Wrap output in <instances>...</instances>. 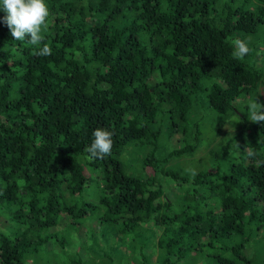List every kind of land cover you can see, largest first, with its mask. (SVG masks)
<instances>
[{
    "label": "trees",
    "instance_id": "trees-1",
    "mask_svg": "<svg viewBox=\"0 0 264 264\" xmlns=\"http://www.w3.org/2000/svg\"><path fill=\"white\" fill-rule=\"evenodd\" d=\"M46 3L49 56L0 22V264H59V213L115 227L127 257L147 225L159 264H264V124L246 107L264 104V0ZM98 127L112 152L89 160Z\"/></svg>",
    "mask_w": 264,
    "mask_h": 264
},
{
    "label": "rangeland",
    "instance_id": "rangeland-1",
    "mask_svg": "<svg viewBox=\"0 0 264 264\" xmlns=\"http://www.w3.org/2000/svg\"><path fill=\"white\" fill-rule=\"evenodd\" d=\"M238 99H236L237 101ZM175 136L173 134L171 136L166 137V141H161L163 137L160 139V143H165V145H177L178 142L176 141ZM126 149V156L131 157V150H136L133 145H128L125 147ZM127 163V162H126ZM131 169L127 170V173L130 172ZM151 169L149 167L141 168L140 172L138 168L135 170V174L141 175L143 173L149 174ZM88 188L95 190L96 186L94 183H89ZM60 213L58 216L57 224L55 225L54 230V238L52 240L55 247L58 250H53L55 254V260L59 262V264H72L73 260L79 261L80 263L84 264V260L92 261L89 264H130L133 263V256H136L138 259L145 257V264H159L156 261L155 255L153 256V251H156L155 241L160 233V228H150L147 225L143 226L149 228L150 230H146L142 233L143 235L140 238V241L136 240L134 242L135 245V252L130 254V257H127L128 250L125 248L121 242L116 240L117 232L116 228L112 226H102L96 232L92 233L90 228L86 227V232L84 231L85 227L79 226L81 223H78L77 220L72 218L70 215L66 214V220L60 217ZM62 220V221H61ZM60 222V225L58 223ZM87 235H92L93 244L89 245L91 239L88 238ZM63 237V242L66 244H60L59 239ZM107 240V244L104 241ZM153 248V250L151 249ZM93 257L92 259L90 257ZM100 258L102 263L99 262ZM54 264L51 261V258H48L47 263ZM46 263V264H47ZM199 259L195 262V264H202Z\"/></svg>",
    "mask_w": 264,
    "mask_h": 264
},
{
    "label": "clouds",
    "instance_id": "clouds-1",
    "mask_svg": "<svg viewBox=\"0 0 264 264\" xmlns=\"http://www.w3.org/2000/svg\"><path fill=\"white\" fill-rule=\"evenodd\" d=\"M0 12L4 13L3 17H0V22L6 25L13 40L32 45L34 49H38L35 51L36 55H51L50 46L43 43V33L48 29L51 15L46 0H0ZM231 43L233 45L232 56L235 59L243 60L251 52L249 42L245 39L237 38ZM246 107L250 114L248 120L252 123L264 124V104L258 102L257 96L253 97ZM232 131L233 129H231V133ZM92 135V143L85 150L88 154L87 158L96 160L109 156L113 147V133L98 127ZM246 155L252 158L257 154L249 150ZM258 163L264 164V160H260Z\"/></svg>",
    "mask_w": 264,
    "mask_h": 264
}]
</instances>
